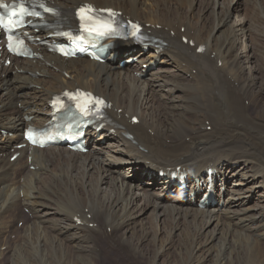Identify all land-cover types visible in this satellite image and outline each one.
Returning <instances> with one entry per match:
<instances>
[{
  "label": "bare ground",
  "instance_id": "obj_1",
  "mask_svg": "<svg viewBox=\"0 0 264 264\" xmlns=\"http://www.w3.org/2000/svg\"><path fill=\"white\" fill-rule=\"evenodd\" d=\"M49 1L64 25L76 27L87 2L140 22L165 45L156 55L158 47L117 44L104 64L66 61L48 51V31L31 32L38 58L7 66L0 51V128L11 134H0V264H264V38L253 31L261 9ZM123 55L139 62L120 65ZM76 88L110 103L104 128L86 131L88 152L18 150L25 128L49 121L53 96ZM177 167L194 175L187 187L159 179L156 189L155 175ZM208 169L217 197L202 200Z\"/></svg>",
  "mask_w": 264,
  "mask_h": 264
},
{
  "label": "rangeland",
  "instance_id": "obj_2",
  "mask_svg": "<svg viewBox=\"0 0 264 264\" xmlns=\"http://www.w3.org/2000/svg\"><path fill=\"white\" fill-rule=\"evenodd\" d=\"M249 1V2H248ZM263 1V2H262ZM245 2V3H244ZM250 2H252L251 4H250ZM254 2H256V3H254ZM260 3V5H258ZM234 5H241V6H244V7H252L253 9L255 8L256 10H259L260 11V9H261V14H260V12L259 11H255L254 10V13L255 12H259V15H258V13L256 14L255 13V16H254V22H256V23H254V27H253V31H255L254 33L256 34V36H261V37H263L264 38V19H262V18H264V11H262V10H264V0H235V2H234ZM248 5V6H247ZM258 8V9H257ZM263 12V13H262ZM262 15V16H261ZM255 17H257V18H255ZM261 21V22H260ZM231 22L232 23H234L235 22V17L234 18H232L231 19ZM259 22L261 23V25L259 24ZM255 24L257 25V27H259V28H256V26H255ZM263 25V26H262ZM262 26V27H261ZM260 28H262V29H260ZM256 30H259V31H256ZM263 30V31H262ZM259 32V33H258ZM259 34V35H258ZM261 40V39H260ZM259 40V41H260ZM153 49V47H151V50ZM240 51H243V52H247V50H243L242 48L240 49ZM126 57L127 56H122L120 59H119V63H121V61L122 60H125L126 59ZM121 60V61H120ZM133 64H137V62L135 61V62H133L132 63V65ZM143 69V68H142ZM208 129V131H210V127L209 128H207ZM0 131H1V128H0ZM163 171V170H162ZM156 172V171H155ZM157 175H158V173L155 175V177H157ZM138 178H139V176L138 175H134V174H132V176L130 177V179H133V180H135V181H137L138 180ZM21 182L23 183L24 182V180L22 179L21 180ZM157 187H159V183H157L156 182V184H155V188L157 189ZM24 213H26V214H28V215H30V213H29V211L28 210H24ZM146 221L145 222H147V220L149 221V218H146L145 219ZM21 222V221H20ZM150 222V221H149ZM19 223V222H18ZM17 223V227L19 226V229L20 228H22V226H23V223H19L18 224ZM14 236H11V239H13L14 240Z\"/></svg>",
  "mask_w": 264,
  "mask_h": 264
},
{
  "label": "snow or ice",
  "instance_id": "obj_3",
  "mask_svg": "<svg viewBox=\"0 0 264 264\" xmlns=\"http://www.w3.org/2000/svg\"><path fill=\"white\" fill-rule=\"evenodd\" d=\"M0 7H4V8H7V5H0ZM20 8H21V11H23V5H20ZM11 15L15 16L17 15V12L15 9H13V11L11 12ZM3 21L2 19H0V25H2Z\"/></svg>",
  "mask_w": 264,
  "mask_h": 264
}]
</instances>
